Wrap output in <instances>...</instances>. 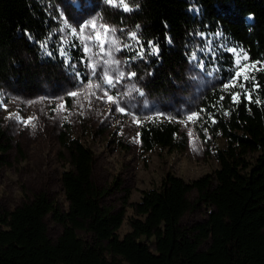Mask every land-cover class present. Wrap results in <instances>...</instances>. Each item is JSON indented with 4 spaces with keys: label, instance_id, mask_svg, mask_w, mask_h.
<instances>
[{
    "label": "trees",
    "instance_id": "1",
    "mask_svg": "<svg viewBox=\"0 0 264 264\" xmlns=\"http://www.w3.org/2000/svg\"><path fill=\"white\" fill-rule=\"evenodd\" d=\"M135 3L139 7L133 6L132 12L113 8L106 17L125 32L139 24L141 42L158 41L160 53L157 57L146 52L143 59L132 60L147 45L141 49L122 34V43L130 45L120 51L123 66L137 73L130 79L149 99L200 112L194 123L198 133L224 138L225 146L215 152L217 168L190 181L167 172L158 188L143 190L139 201L130 203L134 212L130 229L120 237L117 230L125 208L103 204L105 191L92 177L94 154L72 137L70 124L64 122L57 140L69 164L60 178L67 207L60 208L40 191L0 211V264H264V66L251 73L261 84L252 92V102L240 88L234 89L242 94L233 102L221 87L232 66L227 48L240 47L253 59L264 58V0ZM194 31L207 36H193ZM217 31L222 35H212ZM166 36L172 37V44ZM204 40L213 41L209 47L222 53L219 59L213 60L208 48L196 49ZM61 48L67 56L59 54ZM192 51L204 60L203 70L190 63ZM66 59L87 75L82 46L66 34L51 0H0V91L32 97L45 86L86 82L74 76ZM138 137L144 150L155 146L180 150L186 144L179 124L172 120L142 123ZM197 202L209 208L205 219L182 225L181 218ZM47 215L62 226L54 239L47 233ZM142 237L154 239L153 250Z\"/></svg>",
    "mask_w": 264,
    "mask_h": 264
},
{
    "label": "rangeland",
    "instance_id": "2",
    "mask_svg": "<svg viewBox=\"0 0 264 264\" xmlns=\"http://www.w3.org/2000/svg\"><path fill=\"white\" fill-rule=\"evenodd\" d=\"M51 1L58 14L57 5L63 9L66 4V0ZM93 1L92 5L84 2L87 11L80 15L86 19L99 13L105 22L113 24L106 17L107 12H113V7L104 0ZM70 15L65 12L66 17ZM59 20L63 25V18L59 16ZM63 28L67 35L72 36L69 29ZM119 38L122 43L123 35H119ZM78 41L83 50L82 41ZM89 47L92 51L85 53L86 59L92 57L93 53H97L98 59V49L92 44ZM105 47L112 48V44ZM113 55L122 60L120 52L114 49ZM121 67L125 70L123 65ZM88 72L86 65V74ZM86 83L73 86L65 81L56 86H45L38 96L32 97L25 93L17 96L0 91V100L4 102L0 103V211L10 210L40 191L45 192L60 208L66 209L60 178L69 164L60 154L57 135L62 124L67 122L71 126L72 137L78 138L94 154L92 177L94 183L105 191L103 204L125 208L123 222L117 230L122 237L130 229L129 219L134 215L130 203L139 201L143 190L158 188L167 172L186 181L213 172L218 166L215 152L225 146V140L221 136L200 135L194 126L196 120H187L189 111L182 110L178 105L174 107L172 102L149 99L144 93L141 95L137 91V83L129 77H125L115 89H109L110 94L121 93L117 104L127 108L124 113L118 111L117 104L109 102L106 97L99 98L104 95L101 89H95L94 94L88 96L87 89H84ZM77 87L84 89L78 96L66 95ZM133 113L139 123L135 122ZM18 116L34 119L26 124ZM153 120L178 123L185 135V147L180 150L160 146L142 149L138 128L140 124ZM112 181L116 183L112 184ZM125 195L127 203L123 202ZM190 196L193 202L196 196L194 193ZM208 211L207 205L194 203L180 222L184 226H191L204 220ZM45 224L51 239L61 232V224L50 215L45 217ZM79 236L85 238L82 232H79ZM141 240L151 250L154 249L153 238L142 237Z\"/></svg>",
    "mask_w": 264,
    "mask_h": 264
},
{
    "label": "snow or ice",
    "instance_id": "3",
    "mask_svg": "<svg viewBox=\"0 0 264 264\" xmlns=\"http://www.w3.org/2000/svg\"><path fill=\"white\" fill-rule=\"evenodd\" d=\"M104 2L107 5L112 6L113 8L122 9L123 12H132L133 6H135L136 8L139 7V4H136L135 0H104ZM57 9L59 11V16L63 18V26L70 30V34L72 36L82 41L84 53L92 51V49L89 47V44L94 45L98 49V59L96 58L97 53H93V56L88 57V59L85 61L87 68L89 69V72L86 76H82L81 72L77 70L76 66L69 63V59H66L64 61L69 65V68L77 79L87 81L84 89H87L88 96L93 95L95 89H101L104 92V95L99 97L100 99H104L106 97L109 102L117 104V100L121 96V93L116 92L115 94H110L109 89H115L117 85L125 79V77L131 78L136 77L137 75L135 71L123 70L121 65H123L125 62L117 59L113 55V49L116 52H120L123 48L130 47V45L120 42V38L117 33L131 38L136 42L137 45H139L141 49H145V45H147V49H145V51H139L135 53L130 59H143L146 52H150L151 55L159 57L160 49L158 41L148 39L141 42L143 34L140 31L141 26L139 24L135 25V30H128L127 32H125L123 28L118 29L115 25L105 22L103 17L99 13L91 15L85 19L82 15H80V13L87 11L84 0H66L65 7L61 9L60 5H57ZM190 10L196 13H199L200 11V9L195 8L194 5H190ZM66 11L71 15L66 17ZM77 16H79V19H77ZM70 20H72L73 22H70ZM25 31L27 32V30ZM191 35L205 37L207 36V33L202 31H194L193 33H191ZM212 35L220 36L222 35V33L217 31ZM166 39L169 44H172L173 39L171 36H166ZM212 43L213 41L204 40L201 42V44H198L195 47L200 52H203L204 48H208L210 55L213 57V60H217L220 58L222 53L218 54L216 52H213L209 47V45ZM108 44H112V48H106L105 46ZM41 47H45V45L42 43ZM219 47L222 49L224 46L220 45ZM227 52L232 54V56L230 57L232 66H230L228 75L226 76L224 82L221 84V87L225 91L229 92L233 102H237L242 93L249 102H252V92L260 90L261 84L256 81V77L251 73L256 70V66H264V58L260 60L253 59L250 57L248 51L240 47L227 48ZM59 54L61 56H67V53L62 48L60 49ZM47 55L52 56L53 53L51 51H48ZM105 57H108V59H106ZM81 59L83 60L84 58L81 57ZM188 59L194 67H198L201 70L205 68V62L197 55V51H192L188 56ZM216 71H220V68H216ZM207 75L211 76L212 72H208ZM92 77H97V79L94 80ZM140 79H143V77H141ZM105 85L107 87H105ZM133 87H135V85H133ZM236 88H240L242 90V93L235 91L234 89ZM84 89L77 87L75 91H69L66 93V95L76 97L79 95L80 91H83ZM137 91H140V94L143 95L142 90L137 89ZM56 99L62 98L56 97ZM220 99L223 100L224 97L221 96ZM255 102L261 103L259 99H256ZM0 103L4 102L0 100ZM29 103H31V101ZM4 106L6 107V104ZM60 107H63V105H60ZM117 110L121 113H124L127 111V108L120 107L117 104ZM159 114L162 113H157V115ZM133 117L135 119V122H140L135 117V113H133ZM199 117L200 112L190 111L187 115V120H198ZM17 118L26 124L30 123L34 119V117L24 118L19 116Z\"/></svg>",
    "mask_w": 264,
    "mask_h": 264
}]
</instances>
